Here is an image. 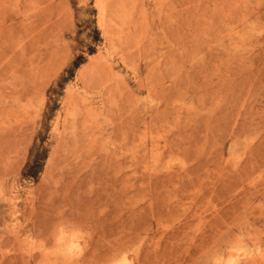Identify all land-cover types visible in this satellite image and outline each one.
I'll use <instances>...</instances> for the list:
<instances>
[{
    "label": "rangeland",
    "instance_id": "1",
    "mask_svg": "<svg viewBox=\"0 0 264 264\" xmlns=\"http://www.w3.org/2000/svg\"><path fill=\"white\" fill-rule=\"evenodd\" d=\"M0 264H264V0H0Z\"/></svg>",
    "mask_w": 264,
    "mask_h": 264
},
{
    "label": "bare ground",
    "instance_id": "2",
    "mask_svg": "<svg viewBox=\"0 0 264 264\" xmlns=\"http://www.w3.org/2000/svg\"><path fill=\"white\" fill-rule=\"evenodd\" d=\"M102 7H104V5H102ZM103 9H105V8H103ZM104 11V10H103ZM104 14H105V12H104ZM105 17V16H104Z\"/></svg>",
    "mask_w": 264,
    "mask_h": 264
}]
</instances>
